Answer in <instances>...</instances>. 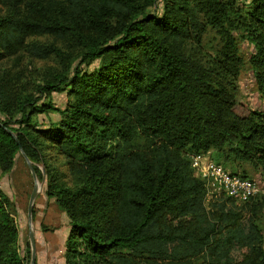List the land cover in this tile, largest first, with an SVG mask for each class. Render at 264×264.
Segmentation results:
<instances>
[{"label": "trees", "instance_id": "obj_1", "mask_svg": "<svg viewBox=\"0 0 264 264\" xmlns=\"http://www.w3.org/2000/svg\"><path fill=\"white\" fill-rule=\"evenodd\" d=\"M0 4V62L21 50L57 65L37 85L0 72V171L21 152L41 166L45 196L68 219L66 264H181L200 253L239 264L242 251L245 264H264V195L218 198L207 211L190 160L209 155L264 182V109L237 102L241 41L264 99V0ZM53 92L66 93L63 109L40 102ZM49 112L59 119L38 123ZM12 206L0 191V264H24Z\"/></svg>", "mask_w": 264, "mask_h": 264}, {"label": "rangeland", "instance_id": "obj_2", "mask_svg": "<svg viewBox=\"0 0 264 264\" xmlns=\"http://www.w3.org/2000/svg\"><path fill=\"white\" fill-rule=\"evenodd\" d=\"M239 4L248 3L250 0H237ZM160 4L158 3V8ZM4 8L0 4V12ZM36 37L27 38L28 40H37ZM239 49L243 59V64L240 68L238 77L237 102L246 104L251 109H264V99L258 93L253 73L247 63V57L253 50L251 44L246 41L239 42ZM20 50L8 59L0 62V72L4 69L14 72L19 70L23 75V80L34 81L35 85L40 84L43 77H49L50 73L57 66L52 59L37 60L27 56H20ZM78 62L76 61L75 64ZM99 61L95 60L88 67L84 65L81 68L91 70L98 66ZM38 93L35 96L38 97ZM50 100L57 108L63 109L68 101L65 92H53L49 99L40 98V102ZM38 123L47 125L48 122H55L59 119L57 113H43L36 117ZM210 159L209 155H205L202 161ZM60 170L65 172L62 166L61 159H57L56 163ZM36 175V181L39 191L33 201L31 211V225L34 236V262L33 264H66L64 260V245L68 236V219L60 210L53 198L45 196L46 179L43 176L42 168L39 164L32 163ZM230 170V168H226ZM41 170V172H40ZM247 178L257 179L260 181L261 192L258 195H264V182L257 172H252L246 175ZM34 179L21 153L16 156V163L13 169L9 172L0 171V191L3 192L11 201L13 209V219L18 231V255L23 259L24 264H31L32 250L29 239V221L27 215V207L31 192L34 187ZM224 196H220L222 198ZM215 200L212 196H205L204 204L207 206V211H210V205ZM264 203V200H262ZM256 223L262 231V241L260 244L264 253V206L256 212ZM243 253V251H242ZM238 258L239 264H245L248 259L246 256ZM242 258V259H241ZM178 264V263H176ZM181 264H210L209 255L200 253L188 261Z\"/></svg>", "mask_w": 264, "mask_h": 264}, {"label": "built area", "instance_id": "obj_3", "mask_svg": "<svg viewBox=\"0 0 264 264\" xmlns=\"http://www.w3.org/2000/svg\"><path fill=\"white\" fill-rule=\"evenodd\" d=\"M203 157H191L190 160L194 176L204 182L206 196L210 195L214 199L228 197L238 205L261 192V183L257 179L233 174L209 158L202 161Z\"/></svg>", "mask_w": 264, "mask_h": 264}, {"label": "water", "instance_id": "obj_4", "mask_svg": "<svg viewBox=\"0 0 264 264\" xmlns=\"http://www.w3.org/2000/svg\"><path fill=\"white\" fill-rule=\"evenodd\" d=\"M21 154L24 157L25 162L27 164V167L29 168L31 175H32L34 182H35L33 190H32L31 195H30L28 207H27V215H28V221H29V239H30L31 250H32L31 264H33L35 243H34L33 229H32V225H31V211H32L33 201H34V199H35V197L39 191V188L37 185L36 175H35L32 163L27 159V157L22 152H21Z\"/></svg>", "mask_w": 264, "mask_h": 264}, {"label": "crops", "instance_id": "obj_5", "mask_svg": "<svg viewBox=\"0 0 264 264\" xmlns=\"http://www.w3.org/2000/svg\"><path fill=\"white\" fill-rule=\"evenodd\" d=\"M66 231H68V227H65Z\"/></svg>", "mask_w": 264, "mask_h": 264}, {"label": "bare ground", "instance_id": "obj_6", "mask_svg": "<svg viewBox=\"0 0 264 264\" xmlns=\"http://www.w3.org/2000/svg\"><path fill=\"white\" fill-rule=\"evenodd\" d=\"M38 185V184H37ZM39 188V187H38Z\"/></svg>", "mask_w": 264, "mask_h": 264}]
</instances>
